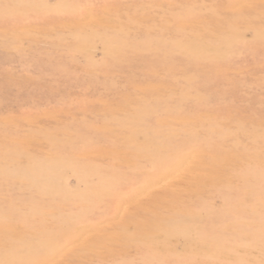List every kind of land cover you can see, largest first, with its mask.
Wrapping results in <instances>:
<instances>
[{
  "label": "rangeland",
  "instance_id": "obj_1",
  "mask_svg": "<svg viewBox=\"0 0 264 264\" xmlns=\"http://www.w3.org/2000/svg\"><path fill=\"white\" fill-rule=\"evenodd\" d=\"M0 264H264V0H0Z\"/></svg>",
  "mask_w": 264,
  "mask_h": 264
}]
</instances>
